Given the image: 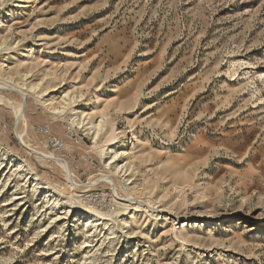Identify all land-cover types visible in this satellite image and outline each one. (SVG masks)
<instances>
[{
    "label": "rangeland",
    "instance_id": "374dc122",
    "mask_svg": "<svg viewBox=\"0 0 264 264\" xmlns=\"http://www.w3.org/2000/svg\"><path fill=\"white\" fill-rule=\"evenodd\" d=\"M1 72L107 114L130 145L131 186L177 220L127 209L108 234L64 195L34 192L20 164L68 185L0 104V264H264V0H0ZM0 96L21 104L23 140L61 159L38 129L64 139L67 122L1 79ZM75 131L62 160L95 181L100 157Z\"/></svg>",
    "mask_w": 264,
    "mask_h": 264
},
{
    "label": "bare ground",
    "instance_id": "6f19581e",
    "mask_svg": "<svg viewBox=\"0 0 264 264\" xmlns=\"http://www.w3.org/2000/svg\"><path fill=\"white\" fill-rule=\"evenodd\" d=\"M0 79L4 83L22 90L26 94L33 95L34 99L36 98L48 110L54 119L63 118L71 128L81 131L87 135L91 144L90 150L95 151L96 153L98 152V157H100V161L102 163L100 170L101 176H98L95 181L88 183L76 182L65 161L54 157L51 153L41 151L23 140V125H21V123H23V111L21 104L0 96V104L9 106L11 108L12 116L16 124L15 135L20 142V146L22 145L23 149L29 151L40 160L50 162L59 168L62 171L64 179L68 185L65 190H61L60 188H57L53 185H48L49 187H46L44 183L42 184L35 180L36 176L34 169L27 167L24 168L25 165L22 166L23 164H20L19 168H21L26 173V175L32 177L31 183L33 184L34 192H37L43 188L42 186H45V193L50 195L51 199L57 201L64 195L65 203L77 211L81 217L86 218L90 222H100L102 224L101 230L107 228L108 231H106L108 234H113L115 221L120 216V214H125L124 211L127 209L134 211V213H142L149 216L155 215L157 218L161 219L162 222L170 221L173 223L175 220H177V217L173 215L170 210L160 209L156 207L155 203H153L151 200H143L140 198L137 195L135 189L131 186V183L128 179L129 167L127 166L125 156L126 149L130 145H128V141L122 140V132L116 128V124H114L108 118L107 114L100 113L98 117L94 119L89 114L83 112L80 107H75L74 105H76V103L70 106L66 104L68 101L71 103L73 99L68 100V98L65 97L60 103L55 105L52 104L50 98H46L47 96L42 98L46 92L42 89L40 90L39 85H35L33 83L27 84L23 81L16 82L8 75V73L6 74V72L0 73ZM24 105H26V102ZM10 160H13V158H10ZM115 180L120 185L122 192L125 194L124 196H121L119 193H117ZM100 183L110 186L115 197H117L118 203L116 210L100 209L94 205H91L76 192L77 189H82L83 191L87 185H89L87 187H94ZM86 192L84 191V193ZM189 221H197L198 223H201L203 218L202 215L199 214L198 220L193 219L187 220V222H182L181 228L188 227ZM193 226H196V224H193Z\"/></svg>",
    "mask_w": 264,
    "mask_h": 264
},
{
    "label": "built area",
    "instance_id": "2783aa9c",
    "mask_svg": "<svg viewBox=\"0 0 264 264\" xmlns=\"http://www.w3.org/2000/svg\"><path fill=\"white\" fill-rule=\"evenodd\" d=\"M39 134L45 138L46 147L55 154H59L61 159L64 157L65 151V141L64 139L74 143L79 144L83 141V137L80 136L74 128H71L69 125L64 127V139L57 138L50 134L48 127H42L38 129ZM108 186V185H106ZM91 191L86 193H81L83 199L100 209L114 210L117 208V197H115L111 187L108 186L107 189H103L101 184H98L92 188Z\"/></svg>",
    "mask_w": 264,
    "mask_h": 264
},
{
    "label": "crops",
    "instance_id": "0c3cea01",
    "mask_svg": "<svg viewBox=\"0 0 264 264\" xmlns=\"http://www.w3.org/2000/svg\"><path fill=\"white\" fill-rule=\"evenodd\" d=\"M51 131V130H50ZM54 137H57V138H61V137H58V136H56V135H53Z\"/></svg>",
    "mask_w": 264,
    "mask_h": 264
},
{
    "label": "water",
    "instance_id": "95a60500",
    "mask_svg": "<svg viewBox=\"0 0 264 264\" xmlns=\"http://www.w3.org/2000/svg\"><path fill=\"white\" fill-rule=\"evenodd\" d=\"M26 101H25V99H24V103H25ZM22 146V145H21Z\"/></svg>",
    "mask_w": 264,
    "mask_h": 264
}]
</instances>
